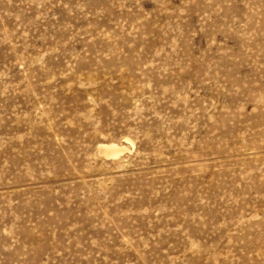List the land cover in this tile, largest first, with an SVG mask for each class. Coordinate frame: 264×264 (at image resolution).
<instances>
[{"label": "rangeland", "instance_id": "1", "mask_svg": "<svg viewBox=\"0 0 264 264\" xmlns=\"http://www.w3.org/2000/svg\"><path fill=\"white\" fill-rule=\"evenodd\" d=\"M0 264H264V0H0Z\"/></svg>", "mask_w": 264, "mask_h": 264}, {"label": "bare ground", "instance_id": "2", "mask_svg": "<svg viewBox=\"0 0 264 264\" xmlns=\"http://www.w3.org/2000/svg\"><path fill=\"white\" fill-rule=\"evenodd\" d=\"M112 147H115V145L112 146ZM113 151H114V152H112L111 154H118V152H119L120 150H118V149H116V148H113Z\"/></svg>", "mask_w": 264, "mask_h": 264}]
</instances>
